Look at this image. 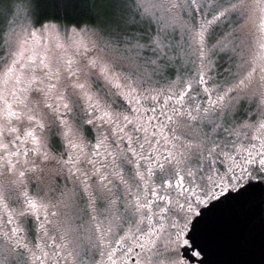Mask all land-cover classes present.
<instances>
[{"label": "snow or ice", "instance_id": "snow-or-ice-1", "mask_svg": "<svg viewBox=\"0 0 264 264\" xmlns=\"http://www.w3.org/2000/svg\"><path fill=\"white\" fill-rule=\"evenodd\" d=\"M91 7L93 27L61 34L43 22L41 0H0L13 80L0 96L8 153L0 177L9 181L0 191L19 193L3 220L0 264H103L97 254L108 264H180L175 253L198 209L264 177V55L255 64L245 56L236 22L253 8L264 12V0ZM37 35L42 51L28 47ZM189 62L195 72L182 75ZM173 73L166 93L144 87ZM161 94L159 109L140 103L155 105ZM26 181L43 193L39 202Z\"/></svg>", "mask_w": 264, "mask_h": 264}, {"label": "water", "instance_id": "water-1", "mask_svg": "<svg viewBox=\"0 0 264 264\" xmlns=\"http://www.w3.org/2000/svg\"><path fill=\"white\" fill-rule=\"evenodd\" d=\"M199 211L187 234L199 263L264 264V179L250 180Z\"/></svg>", "mask_w": 264, "mask_h": 264}, {"label": "flooded vegetation", "instance_id": "flooded-vegetation-1", "mask_svg": "<svg viewBox=\"0 0 264 264\" xmlns=\"http://www.w3.org/2000/svg\"><path fill=\"white\" fill-rule=\"evenodd\" d=\"M259 31H260L259 34L262 37V42H264V12H263V23H261V26H260V30ZM259 54L260 55H259V57H257L255 59V62L258 61L262 55H264V44H263V47H261ZM255 62H254V64H255ZM12 84H13V80H10V78H9L7 85L3 89L0 90V96L7 95V90L12 87ZM17 87H21V86H17ZM165 99H166V97H163V98L158 97V100H157V102H155V105H153V102L152 101H144L143 99L140 100V103L143 104L145 107L155 106V107H157V109H159V107L164 104ZM8 100H9V103L10 104H13V110L14 111H17L18 108L13 103L12 98L10 96H8ZM3 107H4L3 100H0V109H2ZM142 111H143V109H142ZM2 114L3 113H0V115H2ZM155 114H157V113L147 112V113L144 114L145 115V119H147L148 116L155 115ZM23 139H24V137L22 136L21 137V140H23ZM5 143H7L6 140H5ZM19 146L21 147V150L22 151L25 150L26 148L32 147L31 144L19 145ZM13 147H15V146H13ZM34 155H35L34 153H30L28 157L21 156L20 159L21 160L30 159ZM0 157H8V153L4 152L2 148H0ZM9 158L13 159V162H14V159L15 158H12V157H9ZM3 163H4L3 159H0V166H2ZM27 175L28 176H31L32 174L31 173H28ZM261 179H264V177H262V176H254L251 180L252 181H259ZM248 181H250V180H248ZM248 181H247V183H248ZM26 183H27V190H28L29 196L32 199L37 200L39 202V197L42 196L43 193L40 192L36 188L35 184L32 183L31 181H26ZM0 184L8 185L9 184V181L6 180L3 177H0ZM229 192H231V191H229ZM226 193L227 192H225L224 195ZM18 194L19 193H17L16 191H8V192H2V191H0V244L3 243L2 231L3 230H7L5 228V226L3 225V220L7 218V214L12 213L14 209H17L18 208V204L16 202V197H17ZM3 197H7V198L5 199ZM213 201H215V200H213ZM213 201H211V202H213ZM202 208H204V207H201L200 209H202ZM200 209H198V211ZM99 219L102 220V221H104V224L105 225L107 224V221L104 220V216L103 215H101L99 217ZM193 220H194V218H193ZM144 225L147 226V219L144 220ZM7 227H11V226H7ZM127 227H128V225H125V230L127 229ZM190 227L191 226H189V228L187 229V231L184 233V235L182 237V241L183 240H187V243L185 244V243L181 242L178 250L175 253V258L180 261V264H201L198 261V259L200 258V254H199V252H198V250L196 248L195 249H192L190 240H189L188 235H187ZM123 234H124L123 232L120 233V235H123ZM29 238L31 239V236ZM35 242L36 243H40V241H38V240L35 241ZM31 246L32 245L30 244V247ZM113 247H115V244L113 245ZM36 254L37 255H40L39 251H37ZM119 254L120 253H117V255H119ZM96 259L98 261H102L103 264H108V261H107L106 257H101V256H99L97 254L96 255ZM69 260L71 261V257H69ZM61 264H63V262H61Z\"/></svg>", "mask_w": 264, "mask_h": 264}, {"label": "rangeland", "instance_id": "rangeland-1", "mask_svg": "<svg viewBox=\"0 0 264 264\" xmlns=\"http://www.w3.org/2000/svg\"><path fill=\"white\" fill-rule=\"evenodd\" d=\"M200 16L199 14H197V21H199ZM208 19H211V16H208ZM233 20H235L236 18H231ZM236 22L244 25V40H245V56L253 61V63L255 62V59L257 57H259V53H260V49L261 47H263L264 42H262V37L259 34V30H260V26L261 23H263V12H261L259 9L253 8L251 10H249L248 12H246L245 14L241 15L239 17L238 20H236ZM20 23L22 25H24L25 27H30L31 25V21H24L21 20ZM54 23V22H51ZM57 25V27L61 30V34H63V30L64 28H67L69 31H71V29L73 27L71 26H62L58 23H54ZM76 27V26H74ZM86 27H93V26H82V27H76L77 31L79 32L80 28H86ZM39 28V25H36L35 28H31V30H36ZM1 29H3V33H2V40L0 41L2 46V52L0 53V90L3 89L7 83L6 81H8L9 76L5 75V66L3 63V57L6 54L7 51V45L5 44V39L7 37L8 34V26L7 24H4ZM17 31L19 32L20 29L17 28ZM44 44L49 45L50 47H54L55 45V41L54 40H49L48 37L44 38ZM28 47L32 48H36L37 50L42 51L41 49V37L39 35H37V37L35 38V41H33L32 39H29L28 42ZM195 60V56L190 57V61H194ZM196 69V64L195 63H188V66L186 69H181V74H193L195 72ZM176 79V74L173 73L171 75L168 76V78H154L153 81L150 84H146L144 85L145 88H151V89H155V90H160L162 92H167L171 81ZM258 81V79H257ZM22 87V86H21ZM203 87V86H201ZM256 87H259V84L257 83ZM175 90V89H173ZM156 92H152V95H155ZM160 98L165 97V95L161 94L159 96Z\"/></svg>", "mask_w": 264, "mask_h": 264}, {"label": "trees", "instance_id": "trees-1", "mask_svg": "<svg viewBox=\"0 0 264 264\" xmlns=\"http://www.w3.org/2000/svg\"><path fill=\"white\" fill-rule=\"evenodd\" d=\"M93 3L94 0H71L69 4L64 5L61 0H41L43 22H54L71 27L94 26L97 18L91 7ZM2 26H0V41L3 33ZM1 46L0 42V53Z\"/></svg>", "mask_w": 264, "mask_h": 264}]
</instances>
